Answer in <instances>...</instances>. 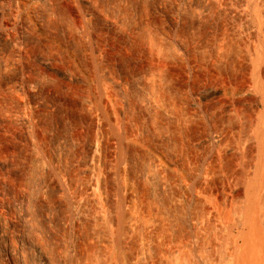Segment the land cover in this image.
Returning a JSON list of instances; mask_svg holds the SVG:
<instances>
[{"label": "bare ground", "instance_id": "1", "mask_svg": "<svg viewBox=\"0 0 264 264\" xmlns=\"http://www.w3.org/2000/svg\"><path fill=\"white\" fill-rule=\"evenodd\" d=\"M127 1L130 13L122 0H0V93L11 90L16 99L10 117L23 127L30 156L14 173L23 192L13 203L0 200V264L26 263L28 245L35 264H264V0H145L146 10L144 2ZM144 27L156 36L147 28L140 38L170 64L152 60L140 68L139 56L132 57L123 76L107 53L128 47L118 35L130 39ZM42 41L73 67L63 72L72 84L58 100L49 98L52 61L33 49ZM173 57L184 69L181 90L195 106V123L212 127L186 139L195 156L176 150L185 144L188 114L165 77L178 62ZM42 106L58 111V129L34 113ZM154 117L159 135L148 130ZM73 122L83 129L79 139L71 135ZM126 122L130 130H122ZM44 125L49 151L35 136ZM2 160L7 171L12 162ZM140 179L158 181L167 214L178 204L189 211L184 235H171L170 222L162 232L144 215ZM35 188L43 201L56 198L43 212L32 200ZM6 190L0 184V199ZM29 228L35 234L25 237ZM54 237L58 258L49 250ZM82 238L92 245L86 253Z\"/></svg>", "mask_w": 264, "mask_h": 264}, {"label": "rangeland", "instance_id": "2", "mask_svg": "<svg viewBox=\"0 0 264 264\" xmlns=\"http://www.w3.org/2000/svg\"><path fill=\"white\" fill-rule=\"evenodd\" d=\"M142 1V2H141ZM147 1V2H146ZM137 0V2H138V4L139 5H141L142 6V3L144 2V6H143V8L145 7L146 9H149V8H147L146 6H148L149 4H151L148 0ZM156 1V3H158L159 1H162V0H155ZM164 1V0H163ZM148 3L149 2V4H146V3ZM160 3V2H159ZM127 4V5H126ZM121 5H122V7H121V9L123 10V11H126V10H130V11H132L131 9H132V7L133 6H131V4L130 3H128V1L127 0H122V3H121ZM128 5H129V7H128ZM127 7V8H126ZM148 7H150V5L148 6ZM144 8V10H146ZM125 9V10H124ZM122 11V12H123ZM130 11H129V13H130ZM135 11V10H134ZM133 11V12H134ZM140 11V10H139ZM139 11L137 12V11H135V15L133 14V16H135V19L136 20H138L139 21V19L141 18V17H137L136 15L139 13ZM143 11V10H142ZM127 12V11H126ZM121 13L122 14V16L123 15H125L124 17H127L128 16V14L129 13ZM130 15V14H129ZM132 15V14H131ZM139 15H140V13H139ZM138 15V16H139ZM53 18V19H52ZM69 18V17H68ZM139 18V19H138ZM47 20H48V22L50 23V21H51V23H52V20H54V16H50L49 15V17L47 18ZM147 28H149L147 31H149V32H147L148 34H149V37H150V31H152L151 30V27H144V28H141L142 30H138V31H136L134 34H133V36L129 39V37L128 36H124L123 34L122 35H118V37L117 38H119V39H126V40H128V47H126V49H122V50H109V52L107 53V56L106 57H108L107 59H108V63H109V60H111V62H112V59L113 58H115L114 60H115V62H116V64H114L113 62H112V64L111 63H109L112 67H113V65H114V67L113 68H117V69H120V71H121V73L123 74V76H127L129 73V67L127 66V65H130V64H128V63H130L129 61L130 60H132L133 58H135V57H138V67H142V68H145V66L147 67V66H149L150 64H151V62H153L152 60H154L155 62H159L160 63V65L161 66H163V65H165V64H167L166 63V61L168 60V56L166 57L165 56V54H164V56H165V58H164V56H162L161 55V57L159 58L157 55L155 56V53H156V51H157V49H155V48H152L151 46L152 45H149L150 44V41H148L147 42V44L143 41V40H145L144 38H143V33H145L146 31V29ZM144 29V30H143ZM154 31V30H153ZM152 31V32H153ZM146 33V34H147ZM154 33V35L156 34V32H153ZM147 34V35H148ZM153 35V34H152ZM153 35V36H154ZM178 35H179V32H178V30L177 31H175L174 32V36H175V38H178ZM124 36V37H123ZM139 36V37H138ZM156 36V35H155ZM158 36V35H157ZM143 38V40L141 39V38ZM159 37V36H158ZM158 37H156V40H157V38ZM138 38V39H137ZM153 38H155V37H153ZM100 39H101V37H100ZM133 39V40H132ZM135 39H136V41H135ZM143 41V43L145 44V45H149L146 49H144V44L142 43V41ZM118 40V39H117ZM159 41H160V39H158ZM131 41V42H130ZM135 41V42H134ZM158 41V42H159ZM47 41H42L40 44H38V45H40V46H38L37 44H36V46H38V47H35L34 46V50L36 49V50H38L37 48H40L39 50H40V53L42 54L43 53V55H45V56H48V57H50V59H51V63H52V72L50 71V73H51V76L49 77V79L50 80H52V83H53V81H54V83L53 84H51V85H54L53 87H51V92H50V96H49V98L50 97H52V96H54V97H52L51 99H56V100H58V94H66L67 93V91H65V86H68V87H70V85L72 84V82H71V80H69L68 78H66L64 75H63V72L65 71V70H67V69H71V68H73L72 67V65H70V62L68 61V59L66 58V56H65V54L64 53H62L61 51H58V49H57V47L55 48V46L54 45H52L51 43H49V42H47ZM139 42V43H138ZM141 42V43H140ZM160 43V42H159ZM140 46H141V48L142 49H140ZM47 49V50H46ZM143 49H144V51H143ZM151 49H153L152 51H151ZM35 50V51H36ZM142 50V51H141ZM151 51V53H150V51ZM39 52V51H38ZM148 52V53H147ZM116 53V54H115ZM144 54V55H143ZM151 54V55H150ZM110 55V56H109ZM167 55H170L171 57L173 56L172 54H169V53H167ZM169 56V57H170ZM175 56V55H174ZM105 57V58H106ZM133 57V58H132ZM144 58V59H143ZM148 58V59H147ZM153 58V59H152ZM157 59V60H156ZM148 60V61H147ZM171 60H174V57L171 59ZM175 60H176V62L178 61L176 58H175ZM175 60H174V62H175ZM169 61V60H168ZM162 63V64H161ZM178 63V64H177ZM176 64H174L173 65V67H172V69L175 67V69L172 71V69H171V72L169 73L168 72V69L170 68V66L168 67V69L166 68L165 69V67H163V69H165L164 71V73L166 74L165 75V77H166V80L168 81V83H170L169 85L173 88V91L175 90V92L176 93H174L175 94V98H176V100H177V102L179 103V107L183 110V112L188 116V120H187V122L185 123V124H183L182 125V129H183V131L185 132L184 134H183V136L185 137V141H184V145H183V143L181 144L182 146H183V148H182V146H180L179 147V149H176L178 152H181L183 155H187V154H191V155H196L195 153H197V150L195 151L194 149H193V147H189L188 146V143L186 142L187 140H188V137L189 138H193V137H195L196 135H199V134H202V133H205V131L207 132L208 130H210V128H212V127H208V126H205V124H200V121L198 122H196L195 123V120H197V119H199V118H196L195 120H194V118L192 117V115L195 113V106H192V105H190V103H189V99H190V97H189V93H186V92H182V83H183V79H182V77L184 76V75H182V73H183V71H184V69H182L181 68V65L179 64V61L177 62ZM146 64V65H145ZM170 64V63H169ZM169 64H167V66L169 65ZM179 67V68H178ZM71 70H73V69H71ZM128 71V72H127ZM54 72V73H53ZM128 73V74H127ZM53 74V75H52ZM127 74V75H126ZM184 74V73H183ZM59 77V78H58ZM68 82V83H67ZM71 82V83H70ZM192 83H193V81H192ZM61 85V86H60ZM64 85V86H63ZM193 85H194V83H193ZM60 86V87H59ZM63 86V88L64 89H61V87ZM191 88V90L190 91H192V88H194L193 86L192 87H190ZM59 90V91H58ZM65 92H64V91ZM178 90V91H177ZM9 91H11V90H8L6 93L7 94H4L3 92H1L0 93V160H2V161H4V160H9V161H11L12 162V166L10 167V169H7V171H6V169L5 170H0V184H2V186L4 187V189L6 190V194H5V196H4V198L3 199H0L3 203H5L6 205H7V202H8V200L10 199V201L11 200H13V199H15L16 197H18L19 196V194L20 193H22L23 191H22V189H24V187H25V185L23 184V183H20L21 182V180H19V178H18V176H15L14 175V173L15 172H17V171H19L22 167H23V165H24V163L26 162V160H29V158H30V156H29V153H28V151H27V142H26V140L24 139V137H25V134H24V131H23V127H21L18 123L16 124V121H13L14 120V118L11 116L10 117V115H12V110H13V105L15 104V101L14 100H16L15 98H14V100L13 99H11L10 98V94L12 93V92H10L9 93ZM58 91V92H57ZM9 94V96H7ZM188 95V96H187ZM177 96V97H176ZM8 97V98H7ZM57 97V98H56ZM8 99H9V101H8ZM24 99H26L27 101H29V98H27V95H25L24 96ZM12 102V103H11ZM14 102V103H13ZM181 104V105H180ZM12 108V109H11ZM37 108H39V110L37 109ZM42 108V109H41ZM47 108V109H46ZM34 109H35V112L34 113H36V115H38V117H40L41 119H43V120H46L47 122H49L50 121V123L52 122L53 123V125H55V127L58 129V111L56 110V111H54V112H52V111H50L49 110V108L48 107H46V106H42V107H34ZM36 109H37V111H36ZM46 112V113H45ZM41 113V114H40ZM9 114V115H8ZM39 114L41 115V116H39ZM6 115V116H5ZM4 116V117H3ZM9 117H10V119H9ZM44 117H45V119H44ZM5 120H4V119ZM157 118V117H156ZM155 117H154V119L152 118V119H150V120H148V124H147V126H148V130H150L151 131V134L152 135H159L160 133H158V132H161V128L160 127H158L159 125H158V122L159 121H157L158 120V118L156 119ZM9 121H8V120ZM1 120H3V121H1ZM7 120V121H6ZM154 120V121H153ZM192 121V122H191ZM2 122V123H1ZM51 123V124H52ZM74 123V122H73ZM76 123V124H75ZM74 124H75V128L72 130V132H71V135L74 137V138H76L77 137V139H79L80 138V136L78 137L77 135H79L80 133H79V130H83L82 128H79L78 127V129H77V126L79 125L78 124V122H75ZM200 125H199V124ZM74 126V125H73ZM43 126H40V128H38V130H36V132L38 133V134H35V136H37L36 137V140L37 139H39V140H37L38 142H40L39 144H40V146H41V148L42 149H44L43 147H45V150H47L48 148H50V147H48L50 144L49 143H51L50 141H52V140H50V138L51 137H49L48 135H47V126L46 125H44V128H42ZM120 128H122V127H120ZM206 128H207V130H206ZM185 129V130H184ZM78 130V132H76ZM87 130H88V132L86 133L88 136H90L91 135V129H88L87 128ZM122 130H130V126H129V124L126 122V123H124L123 124V128H122ZM57 130H55V135L56 134H58L57 132H56ZM156 133V134H155ZM185 134H187V138H186V135ZM190 134V135H189ZM193 136V137H192ZM187 139V140H186ZM188 142H190V141H188ZM49 144V145H48ZM108 145H110L109 143H108ZM185 146V147H184ZM46 147H48L47 149H46ZM184 149V150H183ZM134 150V149H133ZM47 151H49V149L47 150ZM49 153V152H48ZM136 154V153H135ZM28 158V159H27ZM152 163V162H151ZM183 163V162H182ZM188 163V162H187ZM187 163H186V165H187ZM153 164V163H152ZM189 164V163H188ZM154 165V164H153ZM153 165H150V162H148V164L146 165V168H150V167H152ZM190 165V164H189ZM189 165H188V167H189ZM192 167H196V165L194 164V166H192V165H190V168H192ZM36 168V167H35ZM152 169V172H153V170H154V166L152 167V168H150L149 170H151ZM36 170V169H35ZM35 170H32L33 172V174H31V172L29 173V177H30V179H31V176L34 178H36L37 176H36V172H34ZM155 171V170H154ZM35 174V175H34ZM48 173H46L45 174V176L47 175ZM34 175V176H33ZM49 175H47V177H48ZM14 178V179H13ZM49 178V177H48ZM167 178H168V180H170V181H172V180H174L175 179V176H174V174L173 173H170V174H168L167 175ZM31 180H33V179H31ZM15 182V183H14ZM23 182V181H22ZM214 182H217L216 184H217V186H218V188H219V190H220V192H219V196L220 197H222V195H221V193L223 192V191H221V190H223V182H221V180L218 178V177H215V179H214ZM139 183V184H138ZM157 183H158V181H155V183L153 182L152 184H151V182L149 183V181H147L146 179H140V181H138L137 182V188H138V190H139V195L141 196L140 198V208H141V210H142V212L144 213V215L145 216H153L156 220H157V222H158V224H159V229L162 231V232H165L166 231V229L168 230V227H170V225H172L173 223H174V228L175 229H169V231H173V234H172V231L170 232V234L171 235H174L175 234V232H177V235L179 236V235H184V233L186 232L185 230H187L186 228H188V226L186 225V224H188L187 223V219H188V217L190 216V214H189V211H184V210H186L185 208H183L184 206L182 205V204H178V205H173V207H172V210H171V212L169 213V214H167L168 212H166V210H165V205L163 206V203H162V201H161V198L159 197V188H158V186H157ZM22 184H23V186H22ZM119 184V183H118ZM149 184V185H148ZM33 185H35V184H33ZM120 185V184H119ZM225 186V185H224ZM23 187V188H22ZM35 187H39V186H36L35 185ZM114 187V190L116 189V186L114 185L113 186ZM118 187V186H117ZM153 187V188H152ZM149 188H150V190H149ZM225 188V187H224ZM118 189V188H117ZM116 189V190H117ZM35 190V191H34ZM156 190V191H155ZM216 191H217V189H215ZM22 191V192H21ZM9 192V193H8ZM225 192H227V191H225ZM7 194H9V195H7ZM30 194H31V196H33L32 197V200H35L33 203H34V205L36 206V209H38V211L40 212V210H41V212H43V209H45V207H43L42 205H44V206H48L47 204H54V202H56V198L53 196V197H50V199H47L48 201H43V199H42V191H41V189L40 188H35V189H33V191L31 190L30 191ZM15 197V198H14ZM36 197V198H35ZM7 198V199H6ZM55 198V199H54ZM160 198V199H159ZM37 200V201H36ZM144 200V201H143ZM7 201V202H6ZM9 201V202H10ZM15 200H13V202H14ZM53 201V202H52ZM2 202H0V203H2ZM12 201H11V203H13ZM40 202V203H39ZM45 202H47V203H45ZM49 202V203H48ZM11 203H8V205H10ZM38 204V205H37ZM162 204V205H161ZM41 205V206H40ZM201 206H203V205H201L200 204V207ZM205 206V205H204ZM165 207V208H164ZM164 208V209H163ZM202 208H205V207H202ZM59 210V209H58ZM185 212H186V214H185ZM147 213V214H146ZM188 215V216H187ZM12 216H13V218H16L15 216L16 215H13L12 214ZM172 217V218H171ZM187 217V218H186ZM148 218V217H147ZM169 219H171L170 221H169ZM178 219H180V221L178 220ZM184 220V221H183ZM168 222H170V225H168L169 223ZM162 225V226H161ZM168 225V226H167ZM171 228V227H170ZM35 229V228H34ZM34 229L33 228H29V231L27 230V232H26V234H25V237L27 236V237H29V236H31V235H33V233L35 234V232H33L32 233V231H34ZM164 229V230H163ZM36 230V229H35ZM176 230V231H175ZM169 234V232L167 231L166 232V234ZM179 233V234H178ZM181 233V234H180ZM165 234V233H164ZM169 234V235H170ZM169 235H165V236H169ZM38 237H40V236H36V238L38 239ZM56 237H58V236H56ZM56 237H54L53 238V240L54 239H57V241H58V238H56ZM42 240L43 239V237L41 238H39L38 240ZM40 240V241H41ZM43 241H44V239H43ZM55 241L56 240H54V242H52L53 244L50 246V248H49V250H50V252L51 251H53L52 253H53V256H54V258H58L57 256L58 255H60L61 254V251L58 249V245H57V241H56V243H55ZM82 241V242H81ZM84 241V242H83ZM27 245V244H26ZM91 245V243L89 242L88 243V240L87 239H85V238H82V240H80V247H79V249L81 248L82 250H83V252L84 253H86L89 249L91 250V247H92V245ZM89 246V247H88ZM29 250H28V249ZM52 248V249H51ZM87 249V251H86V249ZM84 249H85V251H84ZM26 250H27V261H26V263H24V264H33V262H34V264H35V260H36V257H35V255H34V253H33V250H32V248L31 247H29V245L28 246H26ZM82 250H80V252L82 251ZM58 252H60V254L58 253ZM56 256V257H55ZM33 257H35V258H33ZM33 261V262H32Z\"/></svg>", "mask_w": 264, "mask_h": 264}]
</instances>
